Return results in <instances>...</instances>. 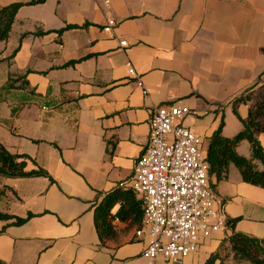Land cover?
Here are the masks:
<instances>
[{"label": "crops", "instance_id": "crops-1", "mask_svg": "<svg viewBox=\"0 0 264 264\" xmlns=\"http://www.w3.org/2000/svg\"><path fill=\"white\" fill-rule=\"evenodd\" d=\"M27 1L0 0V7ZM109 17L117 24L107 32ZM128 60L147 94L128 76ZM261 81L264 0H45L21 6L9 38L0 42V143L29 155L53 181L0 175V213L13 216L0 218V260L148 264L142 251L149 235L137 236L139 228L115 219L117 234L104 244L95 207L132 175L148 143L152 112L163 105L190 107L178 122L202 137L207 152L220 125L229 137L242 130L249 102L235 99ZM258 137L264 148V132ZM237 151L250 157V143L242 140ZM33 167L29 160L26 169ZM209 181L227 220L239 219L203 238L183 264H207L234 232L264 238V188L245 182L234 165L227 179ZM16 217L28 219L15 224Z\"/></svg>", "mask_w": 264, "mask_h": 264}, {"label": "built area", "instance_id": "built-area-1", "mask_svg": "<svg viewBox=\"0 0 264 264\" xmlns=\"http://www.w3.org/2000/svg\"><path fill=\"white\" fill-rule=\"evenodd\" d=\"M116 24L109 17L104 30L110 32ZM126 66L128 76L137 79L147 94L133 62L128 60ZM191 112L180 104L156 108L149 121L148 143L132 175L119 183L142 202L143 220L136 235L150 237L142 251L148 264H183L203 238L228 225L223 204L209 181L203 139L178 122Z\"/></svg>", "mask_w": 264, "mask_h": 264}, {"label": "trees", "instance_id": "trees-1", "mask_svg": "<svg viewBox=\"0 0 264 264\" xmlns=\"http://www.w3.org/2000/svg\"><path fill=\"white\" fill-rule=\"evenodd\" d=\"M45 0H29L27 2H14L0 7V42L9 38L13 22L19 8L23 5L43 3ZM67 26L66 28H71ZM61 29L59 31H63ZM42 33V32H41ZM256 97H253V94ZM238 102H249V111L242 119L243 128L232 137L222 134L220 125L210 137L207 147L206 159L209 163V176L217 180L227 179L232 165L236 166L242 179L255 186L264 188V148L259 140V134L264 132V81L247 89L235 99ZM242 140L250 143V157L238 153L237 146ZM32 160L34 167L26 169L27 163ZM0 175L8 177L44 176L53 181V177L35 160L27 154H13L0 143ZM119 205L116 212L113 208ZM30 216V215H29ZM13 216L0 213V218ZM28 218L16 217L15 224H22ZM118 219L130 228H140L143 220L142 202L131 190L120 187L106 193L95 207V224L101 240L117 234ZM239 218L228 220L233 224ZM221 245L218 251L212 253L207 264H264V238L253 237L242 232H234ZM230 260H234L233 263ZM0 264H6L0 260Z\"/></svg>", "mask_w": 264, "mask_h": 264}]
</instances>
